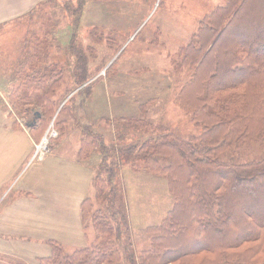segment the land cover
<instances>
[{"label":"trees","instance_id":"trees-1","mask_svg":"<svg viewBox=\"0 0 264 264\" xmlns=\"http://www.w3.org/2000/svg\"><path fill=\"white\" fill-rule=\"evenodd\" d=\"M47 3L42 13L27 19L36 32L22 39L15 70L18 85L8 93L17 117L40 113L29 129L41 135L62 103L53 96L62 89L66 74L51 56V28L41 34L43 20L56 7L47 8ZM80 11L81 6L72 14ZM75 38L73 33L71 50ZM177 51L173 68L189 78L176 103L198 132L151 135L122 147L110 162L102 137L90 125L80 126L85 133L80 159L92 164V156L101 155L94 199L86 198L81 209L84 228L92 229L95 240L67 253L50 242L52 254L39 264H264V158L225 159L248 142L264 148V0H226L201 18ZM76 57L80 63L74 77L80 87L90 78L89 56L81 50ZM86 100L80 101V108ZM151 100L142 105V117ZM122 163L134 172L164 176L174 200L163 221L148 228L150 245L140 254L131 241L124 190L118 182Z\"/></svg>","mask_w":264,"mask_h":264},{"label":"rangeland","instance_id":"rangeland-1","mask_svg":"<svg viewBox=\"0 0 264 264\" xmlns=\"http://www.w3.org/2000/svg\"><path fill=\"white\" fill-rule=\"evenodd\" d=\"M59 3L55 12L43 20L40 30L44 35L51 28L54 41L51 56L66 69L60 84L62 89L56 90L53 96V100L63 99L66 108L65 113L60 117L54 115L46 124V132L55 130L67 137L73 134L84 139L81 127L88 124L92 132L104 140L106 148L103 152L110 162L122 147L151 135L157 136L168 130L181 136H191L194 129L197 130L194 134L198 132L176 103L178 91L189 75L176 72L171 61L177 56V50L188 42L201 18L224 5L226 0H62ZM80 6L81 11L73 15L72 12ZM32 31L36 32L32 30V23L23 19L0 27V83L9 102V90L18 85L15 70L22 39ZM73 33L76 35L75 47L71 50ZM81 50L89 56L90 78L77 87L74 71L78 63L76 54ZM80 92L87 99L81 108L80 101L84 98L79 96ZM135 98L144 102L152 99L145 114L146 123L144 120L134 123L132 116L126 121L121 119L130 115L128 113L134 108L131 101ZM104 99L110 100V114L112 110L116 114L108 119L95 120L93 118L108 106V101L101 103ZM34 112L19 118L33 123L37 118ZM140 112L143 113L142 109ZM60 119L66 123H59ZM112 121L116 130L107 129L106 125ZM56 138L52 137L51 143ZM258 144L248 142L238 151L234 148L225 159L235 162L262 159L264 148ZM60 145L56 142L54 149ZM99 159L97 153L92 156L96 168ZM118 180L124 190L131 241L135 253L140 254L150 245L152 234L148 228L163 221L174 200L167 179L162 175L134 172L129 165L122 163ZM89 232L93 233L95 240L92 229ZM62 250L65 253L72 251ZM3 258L4 261L8 259Z\"/></svg>","mask_w":264,"mask_h":264},{"label":"crops","instance_id":"crops-1","mask_svg":"<svg viewBox=\"0 0 264 264\" xmlns=\"http://www.w3.org/2000/svg\"><path fill=\"white\" fill-rule=\"evenodd\" d=\"M60 1L0 0V27L42 13L46 2L47 8L59 7ZM107 101L106 109L93 119L116 114L113 110L110 114L109 99L101 103ZM146 102L133 99L132 112L121 119H144L140 110ZM106 126L115 129L113 121ZM45 133L32 131L26 120L12 112L0 83V264H38V260L52 254L50 242L70 250L94 242L93 233L84 228L81 209L85 199L95 192L96 163L80 159V135L67 137L64 133L51 143L48 153L34 158ZM56 142L61 145L54 149ZM4 256L8 258L5 261Z\"/></svg>","mask_w":264,"mask_h":264},{"label":"built area","instance_id":"built-area-1","mask_svg":"<svg viewBox=\"0 0 264 264\" xmlns=\"http://www.w3.org/2000/svg\"><path fill=\"white\" fill-rule=\"evenodd\" d=\"M56 131H52L50 136H56ZM49 151V138L46 136L43 141L37 145L36 147V153L35 157L41 158L43 155H45Z\"/></svg>","mask_w":264,"mask_h":264},{"label":"water","instance_id":"water-1","mask_svg":"<svg viewBox=\"0 0 264 264\" xmlns=\"http://www.w3.org/2000/svg\"><path fill=\"white\" fill-rule=\"evenodd\" d=\"M36 116H40V113L37 112L36 113ZM35 122H36V119H34V122L33 123H27V126L31 127V126H33L35 124Z\"/></svg>","mask_w":264,"mask_h":264}]
</instances>
